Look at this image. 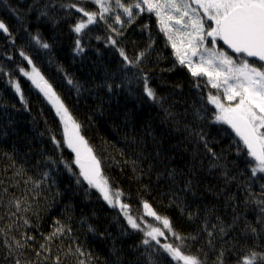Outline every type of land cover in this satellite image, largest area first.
<instances>
[{
  "label": "trees",
  "instance_id": "obj_1",
  "mask_svg": "<svg viewBox=\"0 0 264 264\" xmlns=\"http://www.w3.org/2000/svg\"><path fill=\"white\" fill-rule=\"evenodd\" d=\"M139 1L119 0L101 18L95 0H0L9 29L0 31V264H183L164 244L200 264L264 253V173L253 174L243 142L215 120L208 97L218 91L180 64L158 16ZM33 66L139 229L81 174L64 122L24 75ZM151 227L164 232L159 243L146 236Z\"/></svg>",
  "mask_w": 264,
  "mask_h": 264
},
{
  "label": "snow or ice",
  "instance_id": "obj_2",
  "mask_svg": "<svg viewBox=\"0 0 264 264\" xmlns=\"http://www.w3.org/2000/svg\"><path fill=\"white\" fill-rule=\"evenodd\" d=\"M95 2L99 4L100 16L103 18V14L108 12L109 8L105 6V0H95ZM117 4H119V0H117ZM141 4L146 5L149 12L155 10V14L160 17L163 29L169 32V40L173 39L171 34L173 31L189 30L183 32L181 36L183 52L177 48L175 41L172 43V47L177 49L176 55L180 64H187L193 76L207 77L213 88L223 90L227 104L223 103L219 96L210 95L208 97L218 109L215 120L228 124L243 142L247 154L255 161V167L252 168L253 174L264 173V0H140V3H137L135 7L143 11ZM120 6L123 7V5ZM72 7L75 6L72 5ZM80 11L84 12V9L81 8ZM124 11L129 16L132 15L131 8H124ZM84 14L88 18L87 24L94 22L95 13L85 12ZM185 17H187V21H185ZM206 20L212 22L207 29L205 27ZM172 21L177 26L176 29H173L169 23ZM87 24L78 23L74 31L80 33L87 27ZM0 31L9 32L8 27L2 21H0ZM208 37L212 38L213 47L211 48L205 46ZM217 39L222 40L234 53L242 54L239 63L226 51L217 50L215 46ZM37 41L39 42L38 37ZM77 45L79 46V41H77ZM42 47L47 48L49 45L43 44ZM121 55H124L123 50H121ZM192 57H198V62L194 61ZM245 57L257 58L260 66L256 67L250 64ZM124 59L127 60V56ZM29 62L31 63V61ZM24 75L28 76L33 84L44 93L64 122L67 144L76 152V163L80 165L83 177L90 185L100 190L109 204L115 205L118 201H114L113 195L110 194L107 180L100 178V162L80 135V125L72 119L52 85L44 79L35 66L31 73L24 72ZM69 82L71 83V81ZM15 89L20 92L18 83L15 85ZM144 90L149 98L157 99L155 92L147 86V83H145ZM21 99H23L22 93ZM233 101L236 103L233 104ZM70 123L71 134L68 131ZM82 149L89 160L87 167L82 162ZM114 195L118 198L120 193L117 192ZM259 203L264 204V201ZM17 207H19V202H17ZM119 207L128 218L131 227L139 229L140 225L128 212L129 206L120 203ZM144 208L148 215L157 220L162 219L147 202L144 203ZM162 223L164 228L170 229L168 219H162ZM61 231H63L62 228L56 229V233ZM252 231L255 232V229ZM163 235L164 232L160 228H152L146 233L147 237L156 240L157 243H159L158 237ZM48 239H52V236H49ZM143 243L147 245L150 240L146 238ZM17 245H19L18 241ZM163 248L174 259L183 261V264H200L197 258L185 255L179 247L164 244ZM257 261L264 264V253L249 250L246 255L238 258L237 264H257Z\"/></svg>",
  "mask_w": 264,
  "mask_h": 264
},
{
  "label": "rangeland",
  "instance_id": "obj_3",
  "mask_svg": "<svg viewBox=\"0 0 264 264\" xmlns=\"http://www.w3.org/2000/svg\"><path fill=\"white\" fill-rule=\"evenodd\" d=\"M117 3V1H113V0H105V6L106 7H109L111 4H113V3ZM137 3H140V1L139 2H135V4H134V6L137 4ZM143 6H146V5H143V4H141V8L143 7ZM138 9H140V8H138ZM154 11V13H155V10H153ZM159 18V20H160V17H158ZM185 21H187V17H185ZM170 24H171V26L173 27V29H176L177 28V26L175 25V23H174V21H172V22H169ZM212 22L211 21H207L206 20V23H205V27H206V29H207V27H208V25L209 24H211ZM161 27H162V25H161ZM162 29H163V27H162ZM163 31H164V33H165V35H166V37L168 38L169 37V32H167V31H165L164 29H163ZM186 31H189L188 29H179L178 31H173V33H171L172 34V37H173V39L172 40H169V38H168V40H169V42H170V44H171V47H172V43H173V41H175L176 42V44H177V48H180L181 49V52H183L184 51V47H183V45H181V36H182V33L183 32H186ZM211 40H212V38L211 37H208L207 38V41H206V43H205V46L206 47H209V48H211V47H213V45H212V43H211ZM216 48H217V50H221V51H226L228 54L230 53L224 46H223V44H221V42H220V40L219 39H217V41H216ZM173 48V47H172ZM173 50H174V52H175V54H176V51H177V49L176 48H173ZM232 54V53H231ZM231 54H229L230 56H232ZM233 57V56H232ZM236 61H237V63H239L240 62V58H235V57H233ZM192 59L194 60V61H197L198 62V57H192ZM246 59H248V58H246ZM248 61H249V63L250 64H253L254 66H256V67H259L260 66V62H258L257 61V63L256 62H253L252 60H249L248 59ZM255 61V60H254ZM184 65H186L187 66V64H184ZM188 67V66H187ZM190 70V69H189ZM191 71V70H190ZM210 85H211V83H210ZM217 91H218V94H217V96H219L220 97V99H221V101L223 102V103H225V104H227L228 102H227V100H226V98L224 97V94H223V90L222 89H216ZM233 104L234 103H236V101H233L232 102ZM87 146H88V144H87ZM89 147V146H88ZM90 148V147H89ZM92 154H93V152H92ZM94 155V154H93ZM95 156V155H94ZM96 158V157H95ZM97 159V158H96ZM82 162L83 163H85V166L87 167L88 165H89V160L87 159V155H86V153H84L83 152V149H82ZM79 165V164H78ZM79 167H80V165H79ZM81 169V168H80ZM100 178L101 179H105L104 178V176L102 175V172H101V170H100ZM108 186H109V184H108ZM98 189V188H97ZM109 189H110V194L112 195V191H111V188H110V186H109ZM113 199H114V201H118V200H116L114 197H113ZM116 205H119L120 204V202L118 201L117 203H115ZM151 228H158V227H151ZM161 229V228H160ZM165 235V234H164ZM163 235V236H164ZM160 237V236H159Z\"/></svg>",
  "mask_w": 264,
  "mask_h": 264
},
{
  "label": "water",
  "instance_id": "obj_4",
  "mask_svg": "<svg viewBox=\"0 0 264 264\" xmlns=\"http://www.w3.org/2000/svg\"><path fill=\"white\" fill-rule=\"evenodd\" d=\"M221 44H223V46L232 54L234 55H241V54H237V53H234L232 49L228 48V46L226 44H224V42L222 40H220ZM248 59L250 60H255V61H258L257 58H253V57H247ZM259 62V61H258ZM229 126V125H228ZM230 127V126H229ZM231 128V127H230ZM232 129V128H231ZM233 130V129H232ZM234 131V130H233Z\"/></svg>",
  "mask_w": 264,
  "mask_h": 264
}]
</instances>
